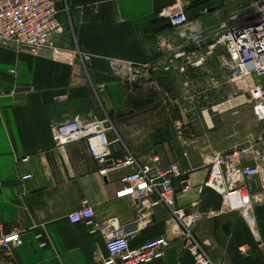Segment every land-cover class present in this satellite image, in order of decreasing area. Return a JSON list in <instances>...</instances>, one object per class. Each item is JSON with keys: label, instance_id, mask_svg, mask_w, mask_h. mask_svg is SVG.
<instances>
[{"label": "crops", "instance_id": "1", "mask_svg": "<svg viewBox=\"0 0 264 264\" xmlns=\"http://www.w3.org/2000/svg\"><path fill=\"white\" fill-rule=\"evenodd\" d=\"M55 1L61 27L50 40L60 51L46 57L0 43V235L18 231L22 239L9 254L0 249V264H99L106 255L102 232L90 233L67 216L84 202L97 221L135 219L139 211L133 200L115 196L125 169L105 179L83 141L56 145L51 138L53 123L89 115H107L114 128L109 138L119 137L110 158L133 153L141 159L156 155L165 166L178 163L183 175L173 184L176 205L187 210L196 205L200 211L193 231L213 261L264 264V182L246 180L251 194L260 197L253 208L256 237L238 211L225 210L220 194L203 186L212 151L227 150L260 133L255 118L251 123L241 120L243 108L250 115L249 105L211 111L233 90L231 85L217 86L222 78L219 52L210 50L211 41L185 48L175 60L184 72L173 69L159 73L154 82L125 84L112 74L108 59L141 62L157 57L160 37L183 32L174 31L163 14L174 0ZM186 4L190 22L178 42L209 32L225 19V2ZM75 49L90 53L91 61L84 63ZM77 68L84 83L74 85ZM97 83L104 84L102 90L93 87ZM209 110L211 115L205 113ZM27 173L32 176L23 181ZM182 180L189 184L184 192ZM141 212L152 221L135 243L162 235L174 238L164 256L149 264H191L168 210L158 206ZM40 241H45L43 247Z\"/></svg>", "mask_w": 264, "mask_h": 264}, {"label": "built area", "instance_id": "2", "mask_svg": "<svg viewBox=\"0 0 264 264\" xmlns=\"http://www.w3.org/2000/svg\"><path fill=\"white\" fill-rule=\"evenodd\" d=\"M254 0L249 7L240 11H231L227 17L213 30L197 32L184 42H178L177 33L162 36L158 39L155 58L141 62H132L120 57L108 59L112 74L125 84L154 82L159 73L174 70L184 72L183 65H175V60L189 46H199L209 39L210 50H217L221 81L218 85H233L227 100L221 101L211 109L234 102V105L248 104L255 119L264 124V3ZM260 3V4H259ZM184 0H174L164 11L168 24L174 31L186 33L190 20L186 14ZM262 13L257 22L245 23L255 17L254 13ZM59 9L55 0H0V43L12 45L20 50L41 56L50 57L60 51L50 40L53 32L61 27L58 18ZM262 21V25H259ZM84 63L91 61V54L75 49ZM13 69L10 73H14ZM81 69L73 74V84L84 83L79 76ZM82 79V78H81ZM79 81V82H77ZM103 89V83L93 85ZM63 99V97H61ZM204 110V109H203ZM202 110V112H203ZM113 125L107 115L96 118L85 116L67 118L53 123L50 127L51 138L56 145H67L83 141L91 161L97 166V172L105 179L111 172L125 169L120 176V187L115 192L117 198H131L139 211L135 219L125 222L97 221L93 208L82 203L80 208L67 216L71 223L85 225L90 233L102 232L106 255L100 257L99 264H149L164 256L165 249L173 242V237L165 235L151 237L135 243L140 230L152 220L140 211L152 210L164 206L173 224L178 227V239L182 249L192 257L191 264H229L213 261L203 244L194 234L193 226L200 218V211L193 205L192 209L176 205L177 192L174 181L181 179L183 171L177 162L162 165L156 155L145 159L133 153L123 158H110L114 144L119 137L109 138ZM27 160V157L22 159ZM31 174L21 176L23 181L29 180ZM259 178L264 182V137L249 135L241 143L224 151H212L209 161V174L203 186L218 192L222 205L227 211H238L256 237L254 227V204L260 201L258 194H251L247 179ZM182 192L187 191L189 184L182 180ZM41 239L40 233L35 235ZM22 243L18 231L0 235V249L9 254L14 246ZM45 241L39 242L43 247ZM241 252H245L240 247Z\"/></svg>", "mask_w": 264, "mask_h": 264}, {"label": "rangeland", "instance_id": "3", "mask_svg": "<svg viewBox=\"0 0 264 264\" xmlns=\"http://www.w3.org/2000/svg\"><path fill=\"white\" fill-rule=\"evenodd\" d=\"M185 1V5H186V7L188 6V4H186V0H184ZM252 1H254V0H218V2L219 3H221V4H223L224 2L226 3L225 4V6H226V9L221 13V15H222V18H226V16L229 14V12H231V11H240L241 9H243V8H246V7H249V4L252 2ZM261 4H263L264 3V0L262 1V2H260ZM259 3V4H260ZM242 11V10H241ZM254 15H255V17H253L252 19H247L246 21H245V23H242L240 26H243L244 24H249V23H252V22H254L255 21V19L254 18H256V19H258V18H261V16H262V13L261 12H259V11H256L255 13H254ZM177 34H181V35H183L184 34V32H182V33H177ZM231 87H232V89L234 88V86L233 85H231ZM227 98L228 97H226V99L225 100H227ZM234 102H232V101H230V102H226L224 105H222V106H220V107H215L214 108V110H216V112L217 111H221V110H223V109H227V108H229L231 105H234L233 104ZM239 105H244V106H248V104H239ZM243 107V106H242ZM248 109H249V111H250V115H249V113L246 111V109L245 108H243V113H242V115H241V120H243L244 122H249V123H251L252 121H251V118L253 117V119L255 118L254 117V115H253V113H252V110H251V107H247ZM211 111H212V109H211ZM211 111L209 110V111H207V112H205V113H209V115H211ZM207 115V114H206ZM201 116H202V114H201ZM208 116V115H207ZM203 117V116H202ZM259 135H261V136H263L264 137V124L263 123H260V133H259ZM217 262V261H216Z\"/></svg>", "mask_w": 264, "mask_h": 264}, {"label": "bare ground", "instance_id": "4", "mask_svg": "<svg viewBox=\"0 0 264 264\" xmlns=\"http://www.w3.org/2000/svg\"><path fill=\"white\" fill-rule=\"evenodd\" d=\"M258 20L255 19L254 22H257ZM253 23V22H252ZM259 25H262V21H260V23H258ZM244 25H247V24H244Z\"/></svg>", "mask_w": 264, "mask_h": 264}]
</instances>
